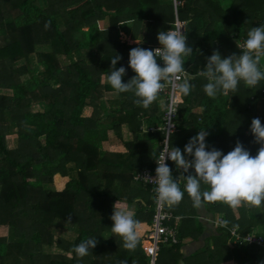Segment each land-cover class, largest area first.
I'll use <instances>...</instances> for the list:
<instances>
[{"label": "trees", "instance_id": "obj_1", "mask_svg": "<svg viewBox=\"0 0 264 264\" xmlns=\"http://www.w3.org/2000/svg\"><path fill=\"white\" fill-rule=\"evenodd\" d=\"M175 1L0 0V225L11 230L10 240L0 237V264H150L141 240L151 228L156 186L136 184L133 176L158 167L167 95L161 91L165 101L145 109L135 103L134 92H116L107 106L105 92L113 89L104 78L119 55L116 67L126 68L127 83L136 75L129 66L130 50H152L160 45L158 33L175 30L178 21L184 22L181 31L193 49L183 59L194 87L188 95L180 92L169 148L183 152L202 129L208 151L227 154L239 141L251 155L258 153L261 145L250 129L254 118L264 124V80L253 88L241 81L235 92L213 99L204 92L208 80L200 71L214 51L224 58L241 54L238 41L264 25V0H229L228 6L224 0ZM121 34L135 42L122 41ZM35 104L40 109L33 110ZM122 125L132 139L123 138ZM9 137L16 139L13 148L6 144ZM118 200L136 208L140 236L134 250L111 231ZM163 207L180 223L194 222L198 212L186 192L179 204ZM199 208L214 224L219 216L228 221L216 226L212 256L264 264V204L233 209L215 202ZM60 220L76 225L73 240L54 237L53 224ZM180 223L178 242L161 243L154 264H170L166 251L178 249L179 237L187 234ZM249 234L261 236L262 244L241 240ZM89 238L97 240L96 247L78 256L75 246ZM51 245L55 251H43Z\"/></svg>", "mask_w": 264, "mask_h": 264}, {"label": "clouds", "instance_id": "obj_2", "mask_svg": "<svg viewBox=\"0 0 264 264\" xmlns=\"http://www.w3.org/2000/svg\"><path fill=\"white\" fill-rule=\"evenodd\" d=\"M48 26L50 25H45ZM157 38L161 47L155 50L143 47L130 50L129 66L136 75L127 83L123 82L126 68L116 67L117 62L122 59L119 55L111 59L112 70L107 76V82L115 92H134L138 97L135 103L145 109L157 100L166 84L176 87L175 82L180 79L181 74L183 82L178 85L179 91L188 95L194 87L184 68L183 58L193 53L186 34L179 28H171L168 31L161 30ZM238 47L241 49L240 55L233 54L224 58L219 51H214L207 58V65L200 71V75L208 80L204 85V92L208 97L214 99L218 94L235 92L241 81L245 86L253 88L264 80V70L260 67L261 58L264 57V25L249 29L243 45ZM157 57L163 61V66L158 63ZM168 111L175 112L174 102L169 105ZM250 130L255 142L261 145L255 156L239 141L227 154L215 148L206 150L207 132L202 129L185 145L183 152L177 147L169 148L168 142L164 141V155L157 160L155 177H143L156 185L154 191L157 204L175 206L182 201L185 192L196 208L215 202H223L233 209L241 206L260 207L264 204V124L259 118H254ZM166 159L173 161L177 170H182L179 177L173 176ZM190 169H194L195 174H191ZM181 184L184 185L183 189ZM202 185L207 187L202 188ZM113 209L110 217L113 221L112 233L123 239L126 249L134 250L140 236V222L135 219L134 210L119 200ZM223 224L227 226L228 221H223ZM97 243L95 238H89L75 246L74 251L83 257Z\"/></svg>", "mask_w": 264, "mask_h": 264}, {"label": "built area", "instance_id": "obj_3", "mask_svg": "<svg viewBox=\"0 0 264 264\" xmlns=\"http://www.w3.org/2000/svg\"><path fill=\"white\" fill-rule=\"evenodd\" d=\"M184 22H177V28L176 29H182ZM175 29V30H176ZM240 45H243V43H240ZM161 47V45H153L152 50H155L156 48ZM159 58V57H158ZM160 59V58H159ZM160 62L163 64V61L160 60ZM183 81V74H181L180 79L177 80L176 87H174L171 84H166L163 91L165 92L166 99L168 101L167 111L165 114V124H164V130L166 135H169L170 132H172L175 129V124L172 120V118L176 115L178 104L182 101L181 94L179 91L178 85L182 83ZM174 102L175 112L169 113L168 107L170 104ZM166 137H165V140ZM168 142V141H167ZM164 148L165 143L163 145V148L161 149L158 160L162 158L164 155ZM170 159H166V162ZM156 174H154L149 168L142 169L137 174L133 176L134 181L139 183H151L146 181L143 177L149 176L154 178ZM141 176V177H140ZM154 184V183H152ZM155 185V184H154ZM156 186V185H155ZM179 217L174 216L171 211L165 210L163 205H158L156 202V208L155 213L153 215L151 228L150 230L143 236L142 239V248L145 252V254L150 258V264H154V261L157 257V253L160 247L161 243H172L175 244L178 242L177 237V229L176 225L178 223ZM223 220L219 216V218L215 221V224H222ZM231 235L236 236L238 238V235L235 233V229H232L230 231ZM235 238V239H236ZM237 240V239H236ZM242 241H246L247 243H255V244H262L263 240L261 236H255L253 234H249L241 238Z\"/></svg>", "mask_w": 264, "mask_h": 264}, {"label": "crops", "instance_id": "obj_4", "mask_svg": "<svg viewBox=\"0 0 264 264\" xmlns=\"http://www.w3.org/2000/svg\"><path fill=\"white\" fill-rule=\"evenodd\" d=\"M240 43H244V40H239L238 45ZM260 62L261 67H264V57ZM212 219L203 208H198L194 222L186 223L181 219L180 223L178 220L177 231L180 223L181 233L187 234L183 238L179 237L178 249L171 248L168 249V252L166 251L167 261L170 264H238L234 258L222 257L218 259L216 255H211V251L216 249L214 235L217 232V225L212 223ZM227 244L231 246L234 243L228 238Z\"/></svg>", "mask_w": 264, "mask_h": 264}, {"label": "rangeland", "instance_id": "obj_5", "mask_svg": "<svg viewBox=\"0 0 264 264\" xmlns=\"http://www.w3.org/2000/svg\"><path fill=\"white\" fill-rule=\"evenodd\" d=\"M228 4H229V0H224L223 5L228 6ZM121 39H122V41L126 40L129 43H134L135 42L134 40H130V37L128 35L121 34ZM44 48L45 47H39L40 50L44 49ZM20 63H23V60H20L19 62H17V64H20ZM104 81L107 82V80H105V78H104ZM160 93H162V92H160ZM163 95H165V94L163 93L162 95H158L157 103H159V105L162 104L165 101V98H164ZM116 98H117V93L115 91H113V90L112 91H106L105 92V98H104L103 101H105V104L108 103L107 106H109V104L111 102V99H116ZM32 108H33V110H38V109H40V105L35 104V105H33ZM143 128L145 129V125L143 126ZM121 132H122L123 138L125 140L132 139V133L128 131V127H126L125 125H122ZM109 142L112 144L114 142V138L110 137L109 138ZM6 144H7V146L9 148H13V147L16 146V139L14 137H9L6 140ZM167 165L172 170L173 176L176 177L178 175V170L176 168L175 163L173 161H171V160L170 161L168 160L167 161ZM139 171L140 170L136 171L135 174H137ZM70 173L73 175V174H75V171L72 170ZM153 173L156 174V171L153 170ZM59 180H60L61 183L63 182L62 178L61 179L59 178ZM133 183H134V181H133ZM136 184H138V183L136 182ZM122 203H124V202H122ZM127 206H129V205L127 204ZM129 207H131L132 209H136V208H134V206H129ZM182 212H185L184 209H183ZM75 227H76L75 224L67 222V221H61L60 220L58 222H55V224H53V227H52V229L55 231L54 237L56 238L58 236H63L65 238H67V239H72L73 240L74 234H75L74 233ZM0 237L6 238L7 240H10V238H11V230L7 226L0 225ZM141 243H142V240H141ZM42 249H43V251H46V252H53V251L56 250L55 246H53V245L47 246V247L44 246Z\"/></svg>", "mask_w": 264, "mask_h": 264}, {"label": "water", "instance_id": "obj_6", "mask_svg": "<svg viewBox=\"0 0 264 264\" xmlns=\"http://www.w3.org/2000/svg\"><path fill=\"white\" fill-rule=\"evenodd\" d=\"M173 1H174V5H176V1L175 0ZM166 140L168 141V135H166Z\"/></svg>", "mask_w": 264, "mask_h": 264}]
</instances>
